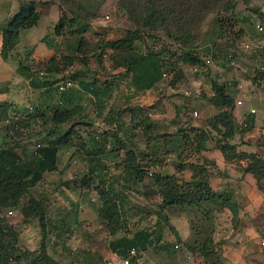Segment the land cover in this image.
Returning <instances> with one entry per match:
<instances>
[{"label":"trees","instance_id":"1","mask_svg":"<svg viewBox=\"0 0 264 264\" xmlns=\"http://www.w3.org/2000/svg\"><path fill=\"white\" fill-rule=\"evenodd\" d=\"M18 1L20 2L19 10L10 18L4 27L0 28L2 39L1 57L3 60H7L13 55L15 47L19 42L21 31L34 27L41 15V11L34 1ZM188 1L191 2L192 0ZM199 4L202 8H205V13L210 11L207 3L200 2ZM182 5L184 4L182 3ZM229 8L230 5L226 2L219 7V11L225 14ZM179 9V12L176 9L154 10L149 17L136 20L138 29L133 31L127 30L121 40L115 43H109L111 46L119 48L121 54L127 55L123 59V63L117 64V68H124V73L117 75L116 83L120 82L121 78L127 77L126 75H130V83L133 89L138 93H142L156 87L161 81L167 80L169 73L173 70H177L173 81L179 83L183 79L182 72L174 67L177 63L176 61L180 60L181 57L191 67L203 68L205 66L204 61L198 56L197 51L190 52L188 50L184 53V48L191 46L185 40L188 38L185 29L190 24L198 26L202 21L200 16L203 14L195 10L194 12H190L193 9L192 6H188L187 8L179 6ZM253 12L255 11L250 13ZM239 20L252 24L249 16L234 18L229 15V17L224 18L222 16L219 19L220 29L227 36H222V42L219 45L218 52L221 55L227 56V61H229L227 55L228 48H234L237 42L236 40L244 37L242 30L234 31ZM65 26L66 24L62 22V18L59 15V21L54 28V36L63 38L59 45L61 43L65 45L70 44L66 46L65 54L55 53L45 63L43 69L45 73H60L69 68H73L75 64L81 67H85L86 65L81 50L84 45L81 32L75 31L71 35L67 34L64 31ZM171 26H174L175 32L170 31ZM160 29H162L166 37L173 39V43L176 46L175 50L181 52L180 57L173 61L172 59L175 56H166V52L149 51L145 55L134 53L133 42L141 37L143 31H147L150 36V34L156 33ZM217 58L219 57L217 56ZM17 73L28 78L34 76L31 68L22 63H19ZM86 74L88 73L85 72V69L75 70L60 79V81L68 79L76 82L77 86L91 87L90 92L94 101L93 110L98 111L97 99H107L113 90V84L111 81H108V83L99 82L100 84H98L97 81H94L95 76L90 77L92 83L87 82L84 84L81 78ZM164 75L166 78H164ZM31 84H33V80H31ZM230 87V83L211 81V95H207L206 101L217 113L206 120V128L194 129V127H189L185 133L181 134L183 130H180V134H178L180 135L183 147L190 146L194 143L197 153L205 151L209 141L222 153L226 162L244 161L245 166L242 167V172L252 174L256 179L258 189L263 191L260 183L264 181V160L257 154L237 152L236 144L232 143L237 133V126L233 113L234 99L228 93ZM101 104H103L102 101ZM81 111L82 108H54L49 116V120L53 126L49 137L51 135L53 136V133L57 135L54 139L48 141L45 147L36 149L33 152L34 155L41 154L51 159L56 156L59 147L74 145L78 140L75 137L78 130H75V128L79 124L76 122L73 123V118ZM133 111L143 112L138 107H135ZM35 117L33 115L25 117L23 119L24 123L19 121V119L8 118V105L0 104V121H8L2 129L8 133H12L14 138L22 137V131L20 129L24 130L27 128L30 120ZM69 124V129L64 132L54 131L56 126ZM136 124V127L140 128L141 131L145 129L146 123L143 119ZM80 125L87 128L91 124L86 123ZM85 131L87 133L90 132L88 129ZM114 137L118 142L116 158H119V162L111 166H106L103 163L102 171L113 168L114 170H121V173L112 176L105 171L104 177L97 179V177L92 176V170L90 171V176L82 177L75 183L79 184V187L82 189H92L96 192L100 201L98 216L110 229L111 235H116L121 232L127 222L126 220L129 219L128 210L126 211L125 209L126 197L124 191L136 190L137 186L141 185L145 178L150 180L154 188L153 192L160 200L158 205L159 216L155 222L156 225L159 224L158 218L161 216L160 211L168 208H198L209 219H211L213 213L222 211L231 212L233 218L236 216L237 206L232 201V195L229 193L218 194L211 187L210 180L213 176V171L216 169L212 161L200 156L201 162L195 161L189 165L185 163L175 165L177 175L152 173L148 171L150 166H157L158 163L152 159L147 161V159L142 158V151L137 150L135 144L127 147L123 140L116 135ZM132 137H134L133 134ZM25 151V148L18 143L0 147V264H17L21 259L28 260L29 264H55V261L48 254L49 242L46 239L47 233L49 232L48 227L53 229L54 239L57 242H62L61 245L63 246L64 243L61 239L64 234V228L68 230L73 227H65L62 225L63 223H55L54 225L50 223L45 204L30 195L31 188L39 180L40 172L36 171L37 166L34 157L30 156L28 158ZM187 168L191 171L189 180L181 177L182 172ZM46 170V168L43 169V171ZM117 181L121 183L119 188L115 184ZM25 197L27 199L23 203ZM9 209H17L23 222H35L38 224L41 238L35 249H21L18 231L1 215L4 210ZM154 234L156 233L152 231L140 230L131 237L124 235L110 242L109 249L118 258L126 257L131 249H135L137 253H140L158 240L154 238ZM212 243L210 238H205L202 241V245L198 248L204 260L209 262L208 264H214V261L211 260Z\"/></svg>","mask_w":264,"mask_h":264},{"label":"crops","instance_id":"2","mask_svg":"<svg viewBox=\"0 0 264 264\" xmlns=\"http://www.w3.org/2000/svg\"><path fill=\"white\" fill-rule=\"evenodd\" d=\"M252 3L258 10L253 13L247 12L244 16H249L251 23L261 21V19L264 20V0H252ZM19 8L20 2L18 0H0V28L6 25ZM39 9L41 11L39 21L34 27L21 31L13 55L7 60H3L1 57L2 39L0 35V104L8 105V118L19 119L23 122V119L27 116H36L30 120L27 128L20 129L22 137L18 138H14L12 133L2 129L5 122L4 120L0 121V147L18 143L25 148V154L28 158L30 156L34 157L37 166L36 171L40 172V177L37 184L31 188L30 195L45 204L50 223L53 225L63 223L62 225L65 227L79 226L87 220L89 222L100 221L98 216L100 201L94 190L82 189L79 184L75 183L82 177L90 176L92 170V176L97 177V179L103 178L105 171L112 176L121 173V170H114L113 168L102 171L103 163L106 166H111L119 162V158H116L118 142L115 140L114 135L123 140L127 147L135 144L137 150L142 151V158L147 159V161L152 159L158 163L159 173L177 174L175 164L168 163L170 159H168V156L165 157V154L169 151L170 144H174V147L171 148L173 152L177 149L175 148L177 142L178 146H183L179 138L180 135H177V126L174 125L175 122L177 123L176 118H182V109L178 106L177 111L174 110V115L169 116L168 120L165 119L167 115L159 114L160 109L162 111L163 108L166 110L169 107L168 104L164 103V100H161V97L165 94L162 93L158 97L155 93L163 89L159 85L139 95L126 94L118 105L112 97L116 89L114 85H116L117 76L108 79L113 84L110 96L105 100L97 99L98 111L93 110L94 101L90 92L91 87L87 88L80 85L67 90L63 94L58 93L56 84L60 79L75 70L85 68L75 64L73 68L60 73H45L43 71L45 63L55 53L65 54L66 46L70 43L59 45L63 38L54 36V28L59 21L57 6H49L47 8L49 13H43L46 10L44 7ZM42 19L45 21L42 22ZM260 36L264 41V33ZM245 37L244 35L243 39ZM262 50L264 52V47H261L257 52H262ZM261 57L263 58L262 55H259V61L264 62ZM19 63L30 67L34 76L28 78L17 73ZM261 67L264 68V65H261ZM85 72L89 74L82 76L81 80L84 84L87 82L92 83L90 79L92 72L87 69H85ZM31 80H33V84H31ZM94 81L100 84L102 78L97 75ZM223 82L230 83L231 87L228 93L233 99H235L234 95L243 93L242 90L237 92L238 89L245 86L243 81L237 77H227ZM257 83H260V81L257 80ZM257 83L247 95L243 93V97L250 102L256 100L259 108L250 107L234 112V116L237 118V133L232 143L236 144L237 152L257 154L264 160V82L260 86ZM93 89L95 90V88ZM210 95L211 89L208 93V96ZM135 100H137L138 106L134 105ZM101 101L103 104H101ZM135 107L142 109L143 112L133 111ZM54 108H82V111L73 118V123L79 124L75 128V130H78L77 135H75L78 138L76 143L71 146L59 147L56 156L49 159L41 154L34 155L33 152L40 147H45L47 142L57 135L53 133L54 135L49 137V133L53 129L49 116ZM251 111H254V113H250ZM258 111H260L259 117L257 116ZM216 113V110L209 111V117ZM142 119L145 121L146 126L141 131L140 128L136 127V123ZM86 123H90V127L86 128L80 125ZM69 126L70 124L56 126L54 131L64 132L69 129ZM87 129L90 130V134L85 131ZM132 134L134 137H132ZM168 135H172V137ZM200 156L215 164L216 169L213 171L210 180L212 189L218 194H231L232 201L237 206L236 223L232 225L225 222L226 226L230 227H225L226 229L222 234H218L222 236V243L225 245L230 244L231 232L233 231L234 236L237 235L239 237L237 240L241 242L254 238L257 229L260 227H262L260 233L264 234V224L260 221L258 214L264 208V191L258 189L256 179L252 174L242 172V167L245 166L244 161L226 162L222 153L210 142L209 150L201 151L197 157ZM75 165L77 166L75 167ZM43 167L47 170L43 171L45 169ZM182 174L185 180H189L191 177V172L188 169H185ZM132 191H124L127 204H125L126 211L135 206L128 203V197L130 193L133 194ZM135 191L137 192L138 189ZM57 194L61 197L62 195L72 194L76 197V202L69 207H63L58 203L56 205L54 203L56 201H50V198ZM83 198L94 201V205L89 203L88 208H83L80 205ZM163 214L167 215L176 226L177 236L183 242L189 234L186 216L178 213L171 215L167 209L164 210ZM136 232V230L133 231L131 236ZM176 245L178 248H175ZM182 245V243L176 241L170 249L174 253L173 259L175 260L172 259V256H167L171 253L167 251L168 249H163L162 252L158 250L157 258H155L152 245L145 251L138 253L135 264H178L181 258L178 254L183 248ZM54 248V246L48 245V254L55 261V264H61L58 261L57 252L53 250ZM63 248L64 246L60 245V250H63ZM91 248L89 250L95 253L96 246ZM224 256L226 257L225 254ZM107 257L108 261L118 258L112 252ZM183 259L190 260L191 255L186 252ZM78 260H81L80 264H88L86 254L82 255L81 253ZM97 260L100 261V258L98 257ZM17 264H29V262L21 259Z\"/></svg>","mask_w":264,"mask_h":264},{"label":"rangeland","instance_id":"3","mask_svg":"<svg viewBox=\"0 0 264 264\" xmlns=\"http://www.w3.org/2000/svg\"><path fill=\"white\" fill-rule=\"evenodd\" d=\"M26 1H34L38 8L43 9L44 7L46 10L43 11V13H49L47 12L49 6H57L62 22L66 24L64 31L70 35L75 31H80L82 34L84 45L81 50L84 57L83 59L86 63L84 68L91 71L93 77H97L98 75L102 78V82L107 83L110 77L124 73V68H117V64L123 63V59L127 57V55L125 56L120 53L119 48L113 47L109 43H115L121 40L125 36L127 30L133 31L138 29L136 20L149 17L154 10L162 11L166 9H176V11L179 12V6H184L185 8L192 6L193 9L190 12H194L195 10L203 14L200 16L202 21L198 26L190 24V26L185 29L186 34H188V38L185 40L188 41V45L191 46L184 48V53L188 50L190 52L197 51L198 56L204 61L205 66L201 68L199 72H194L192 67L185 63L181 57L180 60L176 61L177 63L174 68L182 72L183 79L179 83L174 82L173 79L177 70H173L169 73V78L167 80L161 81L158 84L163 89L160 92H155L158 97H160L162 93L165 94L161 97V100H164V103L168 104L169 107L166 110L163 108L162 111H160V109L159 114L167 115L165 117L166 120L169 119V116L174 115V110L177 111L178 106L181 107L182 112L184 111L183 113L181 112V115L184 117L181 116V119L176 118L177 123H174L178 129L177 135L180 134V130H183L181 134L185 133V131H188L189 127H194V129L206 128L205 122L209 118V111L215 110L206 101L211 81L214 80L218 83H222L227 77H237L245 84V86H242L237 92L242 90L246 95L251 89H254L257 80L261 83H257L259 86L264 82V68L261 67V65H264V62L258 59L259 55H262L263 58H261L264 59V52L263 50L262 52H257L261 47H264V41L260 36L264 33L263 19L252 24L240 20L237 23L234 31L242 30L246 37L245 39L239 38L236 40L237 42L234 47L235 54L233 55L236 64L235 67L229 66L226 59L227 56L221 55L218 52L222 36H227V34L224 32L222 33L220 29V17L223 16L226 18L231 15L234 18H240L245 17L244 15L247 12L257 11L258 8L253 5L252 0H192L191 2L188 0ZM200 2L207 3L210 11L205 13V8H202L199 4ZM226 2L229 3L230 8L224 14L219 11V7ZM182 3L184 5H182ZM106 16H109V20L105 19ZM44 21L45 20L42 19V22ZM257 24L263 25L262 32L256 30ZM170 31L175 32L174 26L170 27ZM246 45H248V48H246ZM133 47L135 50L134 53L138 55H145L149 51L166 52V56H175H173V61L180 57L181 53L179 50H175L176 46L173 43V39L166 37L162 29L158 30L156 33L150 34V36L147 31H143L141 37L133 42ZM217 56L219 58H217ZM126 76L127 77L121 78V81L114 85L116 89L112 97H114L115 103L118 105L122 102L126 94H140L133 89L130 83V75ZM243 93L234 95L233 113L250 107L255 109L259 108L256 100H252L251 102L245 100ZM237 101H241L243 106L237 105ZM135 102L137 104L134 103V105L138 106L137 100H135ZM259 112L260 111H258L257 114L258 117L260 115ZM234 117L237 126V118L236 116ZM3 126H5V123ZM168 136L172 137V135ZM173 147L174 144H170L169 151L165 154V157L168 156V159H170L168 163L175 165L185 163L189 165L193 161L201 162V158L197 157L200 153L196 152L194 143L190 146L183 147L178 146L177 142V144H175V148L177 149H175L174 152L171 150ZM207 147L206 150H209V141ZM76 166L77 165H75V167ZM158 168L159 165H151L148 171L159 173L160 171ZM161 174L164 175L163 172ZM181 177L185 179L183 174ZM117 183L115 184L119 188L121 183L118 181ZM260 186L264 191V181L260 183ZM136 189H138L139 192L134 190L132 191L133 194L130 193L128 197V203L135 206L128 211L129 219L126 220L127 222L123 230L116 235L110 234V229L103 220L100 219V221L96 222H89L87 220L82 222L79 226H73L74 228L72 229L66 230L64 228V234L61 239V241L63 240L64 248L60 250L62 242H57L54 239V231L51 227H48L49 232L47 233L46 239H48L49 246L55 247L53 250L57 252L56 255L59 263L80 264L81 260H78V257L81 253L82 255L86 254V262H88V264L106 263L108 261L107 255L111 253L109 249L110 242L124 235L131 237L132 232L135 230H148L155 232L154 238L158 239L153 243V256L155 258H157L156 255H158V250L162 252L163 249H168L167 251L171 252L170 249H172L174 243L179 241L183 244V248L178 254L181 256L178 264H208L209 262L204 260L198 248L202 245V241L205 238H210L213 242L211 247V260L214 261V264H264V248L260 246L261 240L264 239V234L260 233L262 227L259 226L260 228L257 229L254 238L244 242L238 241L237 239L239 237H237V235L234 236L233 231L231 232L230 244L225 245L222 243V236L218 234H222L226 229L225 227L228 226H226L227 222L232 225L236 223L237 216L233 218L231 212L222 211L213 213L211 219H209L204 215V212L198 208H168L167 210H169L171 215L178 213L186 216L185 219L187 221L189 234L182 242L181 238L177 236L176 226L167 215L163 214L164 210L160 211L161 216L158 218L159 224H155L159 216L158 205L160 200L153 192L154 188L150 180L145 178L143 183L138 185ZM26 199L25 197L23 203ZM54 200L56 201L54 202L55 204L58 203L63 207H69L75 204L76 197L72 194H68L67 196L62 195V197L57 194L50 198V201ZM89 203L90 205H94V201L83 198L81 199L80 205L83 208H88L87 206H89ZM9 210H12V215L7 214L8 210H4L1 215L18 231L21 249H35L41 238L38 224L35 222H23L17 209ZM258 214L260 221L264 224V208H262ZM92 246H96L95 253L89 250V248L92 249ZM186 252L191 255L190 260L183 259ZM173 255V252L167 254L168 257L172 256V259ZM98 257L100 261L97 260Z\"/></svg>","mask_w":264,"mask_h":264},{"label":"built area","instance_id":"4","mask_svg":"<svg viewBox=\"0 0 264 264\" xmlns=\"http://www.w3.org/2000/svg\"><path fill=\"white\" fill-rule=\"evenodd\" d=\"M105 19L109 20V16H106ZM256 30L259 31V32H262L263 31V25L262 24H257L256 25ZM246 48H248V45H246ZM227 51H228L227 55H228V58H229L228 64L231 67H235L236 64H235V61H234V58H233V55L235 54V50H234L233 47H230V48H228ZM200 69L201 68H198V67H192V70L194 72H199ZM164 78H166L165 75H164ZM75 87H77V83L74 82V81L68 80V79L59 81L56 84L57 92L60 93V94L66 92L69 89L75 88ZM237 105L241 106L242 102L241 101H237ZM250 113H254V111H251ZM195 114H197V113H195ZM7 123H8V121H5V124H7ZM12 213H13L12 210H8L7 211L8 215H12ZM260 244L264 248V239L261 240ZM175 248H178V246L176 245ZM137 257H138L137 251L135 249H131L128 252L126 257H124V258H116V259H114L112 261H107L104 264H135V262L137 261Z\"/></svg>","mask_w":264,"mask_h":264}]
</instances>
